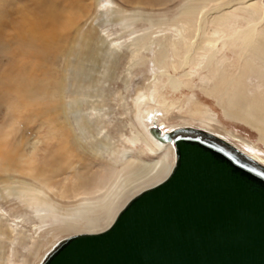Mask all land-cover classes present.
I'll list each match as a JSON object with an SVG mask.
<instances>
[{
  "label": "rangeland",
  "instance_id": "obj_1",
  "mask_svg": "<svg viewBox=\"0 0 264 264\" xmlns=\"http://www.w3.org/2000/svg\"><path fill=\"white\" fill-rule=\"evenodd\" d=\"M77 1L80 5L84 4L85 9L78 7L76 0L56 2L57 6L73 4L76 12L73 18L79 20L77 28L71 31V35L67 32L66 37L81 40L88 30H94L101 37L96 39L92 58L84 56L80 60V57L72 55L68 64L63 58L61 69L64 71L62 69L61 74L65 78L66 92L60 100L55 98L49 102L52 105H61L59 113L40 114V111L32 108L22 109L16 104L15 98L11 102L12 95H0L7 100H4L0 120L3 116H9L10 121H14L15 133L10 139L13 145L18 147L17 153L26 155L33 150L38 154V163H42L57 154L61 142H68V149L73 151L65 170L53 178L58 187L57 192L67 189L66 193L69 195L66 198L54 197L59 203V209H62L61 214L71 211L85 199L95 203L111 189L118 190L121 182L128 176L126 164L130 156L137 160L140 154L141 144L130 139L138 132L146 133L141 116L154 109L160 110L159 113L163 114V119L168 125L179 126L177 128H209L212 132L227 136L226 141L231 145L237 147L235 144H239L245 150L249 149L251 154L257 153L264 158V126L228 115L224 103L220 101L219 93L225 85L243 91H247L249 85L251 90L248 92L260 94V97L264 95V76L253 72L258 66H262L264 70V62L258 57L252 58L249 54L248 58L254 61L253 65L250 64L241 44L244 33L256 25L257 31L261 30L259 33L264 37V0ZM193 2L202 8L197 11L199 15L195 14L193 29L190 30L182 23L181 12L186 4ZM112 4L116 5L117 10L110 8ZM255 5L261 9L258 11L254 8ZM218 6L226 9L216 11L215 7ZM78 12L81 13L80 17L79 14L76 15ZM223 12L225 17H221ZM61 20L69 21L64 16ZM198 25H201L200 30H197ZM218 28L229 42L228 47L224 46L219 37L218 39L213 35ZM130 29L134 31L131 33ZM212 35L218 40L219 52L215 61L209 64L206 57L213 52L197 47L199 43H208L206 39ZM194 38L197 42L192 50L191 41H195ZM142 39L148 40L150 44L147 43V46L141 48ZM165 39L168 43L170 39L176 41L181 52L180 56L173 52L171 59L166 62L167 66L159 67L154 57ZM80 40L75 43L79 50L82 47ZM138 47L142 50H138ZM136 49L138 52L135 53ZM187 53H191L192 57L185 65ZM72 60L74 62H71ZM253 66L254 69L251 68ZM170 74L182 79L184 85L180 88L172 86ZM157 90L162 91L166 99V110L160 104ZM225 100L229 103L227 98ZM62 110L64 111L61 112ZM228 132L247 140L250 147L242 145ZM182 134L198 136L191 133ZM72 135L78 137L77 144L71 141ZM199 136L205 138L204 135ZM143 159L152 162L154 157L152 159L144 156ZM17 166H14L10 174H0L3 180L0 182V264H38L56 241L58 242L54 248L66 236L75 233L59 230L57 224L64 218L61 215L50 214L46 218L37 215L30 198L25 196L22 190L24 186L38 184L32 176L22 172L20 165ZM143 168L139 170L141 174H146L151 167ZM138 173L141 176L140 171ZM78 181L84 182L80 189L83 194L71 198L70 188ZM49 194L53 195L54 192ZM123 200H118L115 212L123 205ZM112 221L114 218L110 222ZM103 223L98 229L103 230L109 225V222ZM13 227L16 230H12ZM81 231L88 232L80 230L76 233ZM51 251L46 253L45 258Z\"/></svg>",
  "mask_w": 264,
  "mask_h": 264
},
{
  "label": "bare ground",
  "instance_id": "obj_2",
  "mask_svg": "<svg viewBox=\"0 0 264 264\" xmlns=\"http://www.w3.org/2000/svg\"><path fill=\"white\" fill-rule=\"evenodd\" d=\"M200 1L204 2L205 0ZM239 1L244 2L247 0ZM250 1L251 0H249V2ZM56 2L57 0H0V95L4 97V95L8 93L10 94V96L12 95V101H9L13 102L15 98V102H17L16 104L21 106L22 109L32 108L34 110L40 111V114H46L48 112H54L58 114L60 109L62 108L59 103L52 105L49 102H51L50 99L55 98H58L60 100L66 92L67 87L65 78L61 74V71L63 69H61V62L63 58L66 59V64L69 63L70 57L72 55L80 57V60L83 59L84 56L92 58L95 53L96 39H99L101 37V35H98L94 30H88L81 40L77 39L80 40L79 43L82 45L81 49L79 50L75 46V43L77 42L76 38H70V36L66 37L67 32H70L71 35V31L77 28L76 26L79 20H74L75 17L73 18L74 14L76 13L74 11L75 8L73 4H64L57 6ZM76 2L78 7H83L85 9L84 4L81 3L80 5V2L77 0ZM199 3L202 4V2ZM110 8L117 10L116 5L114 4H112ZM200 8L202 7L194 2L186 4L182 8V23L188 26L190 30L193 29V18L195 17L196 13L199 15L197 11ZM215 8L216 11L219 12L226 9V7L220 6ZM254 8H256L258 11L261 9L256 5L254 6ZM78 14V17H80L81 13L78 12L76 15ZM253 14H255V12H253ZM225 15V12H223L221 14V17H225ZM63 16L66 17V19L68 18L69 21L63 22L61 20ZM205 20L207 19L205 18ZM200 26L201 25H198L197 30L201 29ZM256 26L250 29L247 26L248 30L244 33V39H242L243 43L241 44L244 48L246 56L251 54L253 56L252 58L258 57L260 61L264 62V37L263 34L261 35L259 33V31L261 30L257 31ZM130 30L131 33L134 31H132V29ZM215 33L218 35H216ZM215 33H213V35L217 36V38L219 37L224 46L228 47L229 42L226 40V38L224 37L225 35L222 34L221 30L219 28L215 29ZM213 35L212 37L209 36L206 39L208 40V43H199V45L197 44L198 49H210L211 52H213L212 55H207L208 57H206V59L209 60V64L215 61V56L219 52L217 44L218 40H216V37L214 38ZM172 39H170L169 43L166 42L167 39H165L163 44H161V49L154 57L157 66L166 67V62L171 59L173 52L176 53L177 56H180L181 51L179 52L178 43L176 41H173ZM194 40L195 41H191L193 43L192 50H194V46H196L197 42V39L194 38ZM113 42L117 43L116 41ZM154 42L156 41L154 40ZM140 43L141 45L138 43L140 47H144L147 43L150 44L148 40L144 39H142ZM138 45H136V48ZM159 47L157 46V48ZM139 49L140 48L138 47V50ZM80 51H84L85 53L82 54ZM136 52H138L137 49L135 50V53ZM191 57V53H187L186 59L184 60L185 65L189 63ZM4 60L6 62H4ZM71 62L74 61L72 60ZM253 62V59H249L250 64L253 65ZM251 68L254 69L255 67L253 66ZM256 69V71H253L254 73L259 76H264V70L262 66H258ZM169 79L172 86L176 88H180L184 85L183 80L173 74H170ZM247 87V91H243L242 89H232L230 86L225 85V87L219 91L221 95L220 101L224 103L225 111L228 115L233 117H240L241 119L249 121L255 125L262 124L264 126V95L260 97V94L250 93L248 91L251 90V88L249 85H247ZM156 94H158V96L160 97V104L163 105L166 110V99H164L162 91L159 92L157 90ZM2 97H0V114H2V106L5 104L4 100H6ZM225 98L228 99L229 103L226 102ZM8 106L11 107V105ZM35 107L38 108L35 109ZM164 108L161 109V111H163ZM8 110L9 108L7 109V111ZM63 111L64 110H62L61 112ZM159 111L160 110L154 109L148 112L147 115L141 116V120L145 124L144 128L146 133L143 134L138 132L134 137H132V139H130L134 143L141 144L138 159L135 160V158L133 159L130 156V159L126 164L128 176L125 177L121 182L118 190L112 191L111 189L110 192L108 191L109 193L104 194V196L98 199L95 203L88 200L87 202L85 199L84 201L79 202V204L76 205L71 211H65V213L61 214L62 209H59V203L56 202L54 197L57 198L61 196L62 198H66L69 197V195L66 193L68 192L67 189L64 192H57L58 187L53 178H55L56 175L65 170V166H67V162L68 160L70 161L71 158L70 154L73 151H71V149H68V142H61L60 147L57 149L59 150L57 154L52 158L50 156L48 160L43 161L42 163H38V154L33 150L28 152L29 154L26 155L17 153L18 147L14 146L10 139V137L15 133V127L13 124L14 121H10L9 116H3V119L0 120V174H10L14 170L15 165H18L17 167H19L20 165L22 168V172L32 176L38 185L28 187L24 186V189L22 188V192L25 194V196H28L30 198L31 203L35 208V212L41 218H46L50 214H53L54 216L61 215L62 217H64L57 224L59 230L66 231L67 233L70 231L75 233L66 236V238L76 234H80L76 233L80 230L88 231H81V233L99 232L97 230H100V232L104 231V229L110 227V225L113 223V221L110 222L111 219L113 220V218H116L118 213L127 204L128 201H130L135 195L142 192V190L151 188L164 181L171 173L176 163L177 148L174 140L176 135L171 141H169L166 134L172 132L173 130H178L179 128L177 127L179 126L168 125L163 119V114H160ZM197 128L212 133L218 139H228L227 136L219 133L217 134L215 133V131L212 132L213 130L209 128ZM157 130L158 133H156ZM228 133L229 135L234 137L235 140L240 141L242 145L250 147V143L247 142V140L242 139L239 135H236L234 133ZM70 138L74 143H78V137L76 135H72L70 136ZM235 145L241 151L245 152L247 155L264 165V158L261 157V155H258L257 153L255 154L253 152V154H251L249 152V149L247 151L242 146H239V144ZM144 156L152 157V159L154 157V159L152 162H147L143 159ZM147 166L151 167L150 170L146 174H141V170L139 169H144L143 167L147 168ZM139 171L141 176H139ZM1 180L2 177H0V182ZM82 183L84 182L78 181L76 185L73 183L74 186L70 188L72 191L71 198H76L79 195L83 194V192L80 191ZM98 188V190H100L99 186ZM128 190L130 191L127 195H125ZM50 192H54V194H49ZM20 196H23V194H20ZM121 198L124 199L122 201L124 203L121 207H119V210L115 212L118 207L117 206L115 209V206L118 204V200ZM103 222H109V225L103 230L98 229L100 226H102ZM12 230L16 229L13 227ZM57 242L58 241H56L48 251L53 250ZM46 253L38 264L42 263Z\"/></svg>",
  "mask_w": 264,
  "mask_h": 264
},
{
  "label": "water",
  "instance_id": "obj_3",
  "mask_svg": "<svg viewBox=\"0 0 264 264\" xmlns=\"http://www.w3.org/2000/svg\"><path fill=\"white\" fill-rule=\"evenodd\" d=\"M166 135L177 148L168 177L41 264H264V165L203 129Z\"/></svg>",
  "mask_w": 264,
  "mask_h": 264
}]
</instances>
